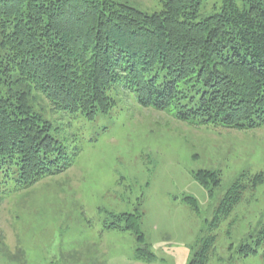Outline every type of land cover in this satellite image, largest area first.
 <instances>
[{"label":"trees","instance_id":"16d2710c","mask_svg":"<svg viewBox=\"0 0 264 264\" xmlns=\"http://www.w3.org/2000/svg\"><path fill=\"white\" fill-rule=\"evenodd\" d=\"M160 1L163 9L149 14L114 0H0V166L13 168L24 188L73 164L33 111L37 93L89 119L115 107L112 92L123 88L143 106L200 124L264 123V0H243L244 9L222 0L204 16L207 0ZM195 177L210 189L222 180L209 169ZM263 182L264 173L254 175L253 186ZM245 187L239 181L227 193L214 225ZM184 199L199 210L195 197ZM142 215L123 213L108 227L131 231L136 257L151 262ZM213 241L191 264L208 263ZM261 241L240 252L256 253Z\"/></svg>","mask_w":264,"mask_h":264},{"label":"rangeland","instance_id":"374dc122","mask_svg":"<svg viewBox=\"0 0 264 264\" xmlns=\"http://www.w3.org/2000/svg\"><path fill=\"white\" fill-rule=\"evenodd\" d=\"M114 1L149 14L163 9L160 0ZM221 1L207 0L203 16ZM112 94L116 106L94 119L40 93L30 102L73 164L27 188L13 168L0 166V264H191L212 236L207 264H264V182L252 185L264 173V123L200 124L143 106L123 88ZM203 169L219 172L220 185L202 184L195 174ZM239 181L246 185L240 200L214 225ZM186 196L196 198L198 211ZM137 211L157 256L151 262L136 257L131 231L108 227ZM260 240L256 253L242 255L243 245Z\"/></svg>","mask_w":264,"mask_h":264}]
</instances>
